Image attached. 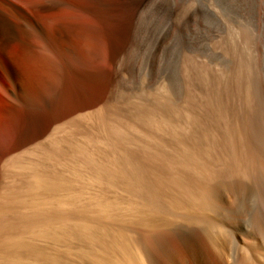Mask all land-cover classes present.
<instances>
[{
  "label": "rangeland",
  "instance_id": "374dc122",
  "mask_svg": "<svg viewBox=\"0 0 264 264\" xmlns=\"http://www.w3.org/2000/svg\"><path fill=\"white\" fill-rule=\"evenodd\" d=\"M71 3L68 18L0 13L4 49L42 53L37 21L56 58L107 86L31 133L0 75V264H215L222 241L238 264L264 245V0ZM142 168L194 192L143 206L125 186ZM49 214L73 218L28 225Z\"/></svg>",
  "mask_w": 264,
  "mask_h": 264
},
{
  "label": "bare ground",
  "instance_id": "6f19581e",
  "mask_svg": "<svg viewBox=\"0 0 264 264\" xmlns=\"http://www.w3.org/2000/svg\"><path fill=\"white\" fill-rule=\"evenodd\" d=\"M20 2L26 3V9L34 17L41 14L44 18L52 15L68 18L71 16L70 11L74 8L71 0L70 2L69 0H0V13L4 9L7 16L22 18L23 16L18 13ZM35 24L37 28L35 37L42 42L44 50L42 53L37 54L31 48L23 47L21 53L17 55L4 49L0 40V75L13 82L15 89L11 108L20 109L28 115L31 133L39 132L56 116H60L68 109H85L97 104L107 93L106 83L104 80L101 83L98 75L81 72L75 64L56 58L52 52L47 32L39 22L36 21ZM55 36L56 38L64 36V29L61 26L56 29ZM14 42L13 38L7 40L8 45L14 46ZM72 60L74 61L73 57ZM54 103L57 104L54 106ZM67 105L69 107L60 112ZM106 118L101 120L105 129L111 124L107 115ZM64 156L67 157V154ZM249 157L253 158V154L249 153ZM150 185L153 187L151 188ZM125 186L143 206L163 201L174 204L179 201L178 191L188 194L194 192L192 182L181 174H177L176 179L165 188L159 183L157 185L149 172L143 168L132 171L128 175V182H125ZM169 189H171L170 192H168ZM68 218H73V216L49 214L33 218L28 225L49 224ZM11 226L18 228L19 223H13ZM220 244L215 249V264H229L228 243L222 241ZM143 251L149 263L147 251L145 249ZM174 254L178 260L187 262L188 253L185 248L176 249ZM197 264L206 263L201 261ZM238 264H264V245L255 244L249 256L244 255Z\"/></svg>",
  "mask_w": 264,
  "mask_h": 264
}]
</instances>
